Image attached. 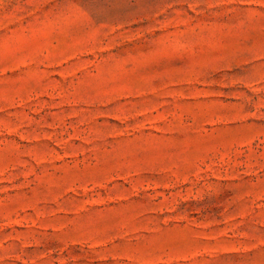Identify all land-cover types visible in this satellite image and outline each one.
Returning <instances> with one entry per match:
<instances>
[{
	"label": "rangeland",
	"instance_id": "obj_1",
	"mask_svg": "<svg viewBox=\"0 0 264 264\" xmlns=\"http://www.w3.org/2000/svg\"><path fill=\"white\" fill-rule=\"evenodd\" d=\"M0 264H264V0H0Z\"/></svg>",
	"mask_w": 264,
	"mask_h": 264
}]
</instances>
